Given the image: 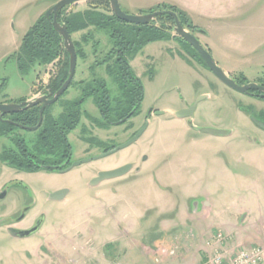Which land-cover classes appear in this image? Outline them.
I'll return each mask as SVG.
<instances>
[{"label":"rangeland","instance_id":"obj_1","mask_svg":"<svg viewBox=\"0 0 264 264\" xmlns=\"http://www.w3.org/2000/svg\"><path fill=\"white\" fill-rule=\"evenodd\" d=\"M57 1L0 0V102L29 96L38 73L44 76L46 68H50L36 63L21 69L19 50L28 30ZM180 1L199 3L119 0L129 14L161 10ZM208 3L203 7L210 11V0ZM74 8L83 11L87 2ZM213 17L210 12L206 15L198 10L189 15L199 30L207 32L198 35L202 45L212 48L217 64L238 82L264 85V0L248 1L237 18L228 20L235 23ZM90 30L92 38L100 41L98 50L104 56L110 49L108 35L94 27ZM84 32L73 34V38L80 39ZM92 43L87 44L88 53ZM254 47L255 54L243 55L253 52ZM178 48L182 46L176 40L155 41L133 59L135 71L146 84L142 108L168 110L152 119L151 127L137 142L101 164L105 168L134 162L135 168L141 167L140 173L134 168L128 175L97 187L68 177L75 191L64 202H50L41 198L46 196L43 191L56 184L53 176L46 172L30 174L0 161V190L9 181L6 192L13 187V196L10 194L0 203L4 223L14 214L16 205L21 207L32 199L22 182L30 186L39 205L27 212L19 225L30 226L41 213L47 216L42 228L27 238H14L5 226L0 227V264H163L158 250L175 248L174 244H179L175 233L185 228L187 235L194 234L195 244L203 245L191 247L189 252L185 245H179L177 253L190 254L189 264H203L202 258L212 251L210 244L206 248L207 236L213 239L221 232L226 238L225 246H248L229 243L221 228L213 232L210 227L228 226L236 241L258 236L259 212L264 209V130L248 119L246 109L264 119V98L230 88L212 71L213 86H200V75L179 55ZM89 59H93L92 55ZM146 62H152L151 71L155 70L151 79L143 76ZM203 92H208V97L197 104L191 123L232 130V134L195 133L187 120L174 116V109L195 101ZM85 107L94 114L98 112L91 99ZM126 127L95 129V133L104 140L121 143L132 131H126ZM78 130L70 136L76 150L80 149L75 139ZM144 155L148 160L142 159Z\"/></svg>","mask_w":264,"mask_h":264},{"label":"flooded vegetation","instance_id":"obj_2","mask_svg":"<svg viewBox=\"0 0 264 264\" xmlns=\"http://www.w3.org/2000/svg\"><path fill=\"white\" fill-rule=\"evenodd\" d=\"M170 25H174V23H171ZM200 33L202 32L198 30L197 32H194V35L198 36ZM206 49L213 55L210 48H206ZM177 50L179 52V55H181L184 59H186L189 66L192 69H196L197 73L200 75L201 80H199L197 83L200 86L206 85L207 88H210V86L212 87L213 82L210 81V74L212 75V72H210L211 70L207 65V63L203 59H200L199 56L196 54V52H194L192 49L178 48ZM91 55L93 57L92 60L89 59ZM104 56L102 55V52L100 53L99 50L95 51L93 48L91 53L90 52L88 53L86 59L79 58L77 55V66L72 82L69 84L68 88L58 98L57 101L46 106L43 112V118L41 124H39V122L41 117V108L44 105L43 102H40L37 105L31 107V108L36 107L39 112V118L37 121L30 119V121L34 122V124H22L21 122H18V119L19 120L23 119L26 120V122H30L27 119V113H26V111L30 108L27 109L24 108L21 109L20 111L6 113L3 115L0 112L1 120L11 123L13 126L17 127L16 129H14V131L0 136L1 139L0 141H2V145L0 146V161L4 163V165L10 167L13 166L9 163L7 159L3 158L4 154H6L8 151L10 152V150L12 149L15 148L18 149V145L20 143L22 144L21 140L25 141V143L32 149H34L35 147L39 148L41 143H43L42 130H43L44 122L48 117L52 119V123H53L51 126L52 131L50 130L52 136L50 138L51 143L49 144V148L45 152L35 151L36 156L34 158H36V160L38 161V164L40 166L39 169L32 172L23 171L30 174L36 172H46L50 176H53V180L54 182H56V184L52 189L43 191V193H45L46 196L41 199H46V201L48 200L50 202H64L75 191L74 187L68 183L69 182L68 180H70V178L72 179L74 178L80 181H85V184L89 187H97L100 184H102L104 181L118 178L116 177L113 179H107L101 181L97 185L92 184V181L99 176V173L101 171L116 169L128 163L134 164V162H126L121 165L109 166L105 168L101 167L102 161L104 159H109L111 157H114L123 150H127L126 148H129L131 146L130 145L124 149L115 151V149L119 145L129 141L146 125H148L146 131L149 130V128L152 125V119L154 117H158L166 114V113L157 114L158 111L168 110L167 108H159L156 106H149L147 108H142V104L146 94V84L145 81L142 79V77H140L135 71L132 65L133 59L129 61L130 69L129 70L127 69L125 71L121 70L120 76L115 78L113 75H111L109 69H111V67L118 66L119 63L116 61L102 60ZM66 58L67 56L65 55V53H61L54 61L46 65V66L50 65V68L48 67L46 68L47 72L44 74V76H41L38 73V81L36 82L35 86L33 87V91L29 96L21 97L20 99L10 98L0 103H21L26 100L34 101L37 99H41L44 96L46 97L47 100L53 99V97L56 95V93L59 91V89L63 86V84L67 81L69 77L70 60L68 61L69 67H68L67 78L64 79V81L58 87L61 80L60 77L62 75V70L67 65V61L65 60ZM124 63L125 62H122V64ZM151 65H153L152 62H146L145 66H143V70H144L143 76L146 79H151L154 77L155 70H153V72L151 71L152 69ZM136 79H139L142 83L139 96L143 92L142 101L138 106V108L135 110L131 109L125 114V116H123L119 120H111L110 123L103 124L104 122V119L102 117L103 114L101 112L98 103L96 102V97L99 96V97H103L104 100H111L115 108L117 107L115 104H117L118 101L131 102V100H133L134 98L133 88L135 82L137 81ZM240 84L243 85V83ZM206 93L208 92H203L202 93L203 95L201 96L199 95L200 97L197 98L195 101L191 103H186L184 106L174 110L178 111L182 109H189L200 98L201 100L207 98L208 95ZM245 94H250L255 97L264 98V96H262L260 92L254 90H251L249 93H245ZM89 99L93 100L94 104L98 109V112H96L95 114L90 112L85 107V103ZM76 115L79 117L78 122L72 129H70L69 125H66L65 122L69 118H74ZM246 115L248 119L255 126L259 128L260 126H258L253 121L252 116H255L257 119L264 122L263 118L254 115L253 113H250L248 109H246ZM134 119H136L137 122H135ZM184 119L187 120V123L189 124L192 131H194L195 133H203L197 128L203 126H198L191 123V117H185L183 118V120ZM86 120L89 121L90 124H88ZM61 121L63 122V125L59 124ZM125 125H127L126 131L127 130H132V131L130 136L121 143L117 142V140L116 141L104 140L98 137L95 133V129L110 130L112 128H117ZM25 127H31L33 129H26ZM76 128L80 129L76 132L75 135V139L78 142V145L80 146V149L78 150L75 149L70 137L72 132ZM57 130H60L61 132L57 133L56 132ZM115 133H117V131ZM57 138H59V140L63 138L66 139L67 143L70 146V150L68 152L61 151L58 149V145H59L58 143L59 142L61 143V141H58ZM255 143L260 144V141L256 140ZM144 156L142 158L143 160H144ZM86 160H90V161H86ZM146 160H148V158ZM97 162L98 164H96ZM134 168L135 165H133V168L125 175H128ZM135 170L137 173H140L141 167L136 166ZM68 177L70 178L66 179ZM11 182L12 181H9L2 186L0 190V194L6 191L5 187ZM21 186L29 193H31L30 196L32 199L30 202L27 201L21 207L16 205L15 206L16 211L14 212V214L9 215V219L7 220V223H4V221L2 220L4 217L0 218V227L5 226V229L9 235H11V233L9 232V228L28 230L35 226L38 219L42 215H45V220L47 218L46 214L41 213L34 219L33 223L30 226L22 227L19 225L26 218L27 212L37 208V206L39 205L37 199L38 197L34 196L33 194L34 192L30 188V186L24 182H22ZM12 189L13 187H10L8 189V191L6 192L7 193L6 197L3 198L0 201V203L7 200V198L11 194ZM60 190H67V194L62 200H56L50 198L51 193ZM23 213L24 216L21 218ZM14 238H27V237H14Z\"/></svg>","mask_w":264,"mask_h":264},{"label":"trees","instance_id":"obj_3","mask_svg":"<svg viewBox=\"0 0 264 264\" xmlns=\"http://www.w3.org/2000/svg\"><path fill=\"white\" fill-rule=\"evenodd\" d=\"M161 10H172L178 13L181 23L193 34L199 30V28L191 22L187 12L179 6H165ZM141 13H145V11H142ZM58 17L60 22L67 24L79 58H87L88 52L86 48L90 41L93 42L91 47L95 51H98L100 41L92 38L93 34L90 30L91 27H94L97 31H103L108 35L110 49L102 60L116 61L119 63L118 66L109 69L111 75L115 78L120 76L121 70H129V61L134 59L146 45L155 41L177 40L182 48L192 49L196 52L199 58L202 59L198 52L188 42L173 34L170 28V24L174 23V18L172 16H160L151 24L137 25L118 19L112 12L108 0H88L87 8L85 10L78 11L74 7L69 10L64 9L59 12ZM85 30L86 32L81 35L80 39L76 40L73 38V34ZM199 31L205 32L203 30ZM19 52L22 60V62H19L21 69L33 66L36 63L40 66H46L54 61L61 53H65L67 56L65 59L67 65L62 70V75L60 77L61 80L58 87L64 79L67 78L69 67L68 61L70 60V56L64 48L63 39L53 26V16L47 17L46 14L43 13L38 18L23 37ZM122 62L125 63L122 64ZM136 80L133 88L134 98L131 102L118 101V103L115 104L117 106L115 108L111 100H104L103 97L99 96L96 97V102L103 114V124L110 123L111 120H119L131 109L135 110L138 108L142 101L143 92L139 96L142 83L139 79ZM1 91L2 89H0V93ZM26 113L28 121H30V119L37 121L39 118V112L36 107L28 109ZM78 119L79 117L76 115L74 118H69L65 124L69 125L70 129H72L77 124ZM18 122H21L22 124H34V122H26V120L23 119H18ZM52 124V119L49 117L46 118L42 130L43 143H41L39 148L35 147L32 149L25 143V141L21 140L22 144L20 143L18 145V149L15 148L10 150V152L8 151L4 154L3 158L7 159L13 167L19 170L28 172L38 170L40 166L36 158H34L36 156L35 151L45 152L49 148V144L51 143L50 138L52 136V133L50 132V130L52 131ZM59 124L63 125V122L61 121ZM16 128L17 127L13 126L11 123L0 119V136L10 133ZM56 132L59 133L61 131L57 130ZM57 139L58 141H61V143H58L59 145L57 144L58 149L68 152L70 146L66 139Z\"/></svg>","mask_w":264,"mask_h":264},{"label":"water","instance_id":"obj_4","mask_svg":"<svg viewBox=\"0 0 264 264\" xmlns=\"http://www.w3.org/2000/svg\"><path fill=\"white\" fill-rule=\"evenodd\" d=\"M83 1L88 0H59L57 1L53 6H51L46 12L47 17L53 16V26L57 33L60 35V37L63 39L64 48L70 55V70H69V77L67 81L63 84V86L59 89V91L56 93V95L53 97V99L47 100L44 96L41 99L37 100H26L21 103H0V112L3 114L6 113H12L16 111H20L24 108H31L32 106L37 105L40 102H43L44 105L41 108V117L40 122H42L43 118V112L47 105H50L58 100V98L65 92V90L68 88L69 84L72 82V79L75 74L76 66H77V51L75 48L74 41L72 39V36L69 32L68 26L66 23H62L59 21V12L64 9H71L72 7H75V5H78L79 3ZM110 2V7L112 12L115 14V16L125 22L137 24V25H147L153 23L158 17L160 16H172L174 18V25H170V28L173 32V34L183 38L186 42H188L202 57V59L207 63L210 70L214 73V75L225 85L229 86L232 89H235L237 91L243 92V93H249L251 90L258 91L264 96V85H259L255 83H247V84H240L236 78L232 77L228 72H226L224 69H222L217 62L215 61L213 55L202 45L200 39L198 36L194 35L190 30L184 27V25L181 23L178 13L172 10H157L152 11L148 13H138V14H129L125 12L121 5L119 0H108ZM201 100V98L195 102L189 109H182L178 111H174L173 114L177 118H185V117H193L194 111L197 107L198 102ZM167 111H158L157 114H164ZM253 121L260 127L264 128V122L257 119L256 117H252ZM22 126V125H20ZM148 125L143 127L133 138H131L129 141H127L124 144L119 145L115 151H119L121 149H124L135 142H137L140 137L143 135V133L146 131ZM196 127V126H195ZM26 129H33L31 127H25ZM201 132L203 133H209L212 135L217 136H228L232 134V130L224 129V128H216V127H197ZM148 158L147 155L144 156V160ZM90 161V160H86ZM133 163L125 164L121 167H118L116 169L112 170H104L99 173V176L92 181L93 185L99 184L101 181L107 180V179H113L116 177H120L122 175H125L133 168ZM48 167V166H47ZM67 194V190H60L56 191L50 194L51 199L56 200H62ZM6 196V191L0 194V200L3 199ZM25 213V212H24ZM21 216V218L24 216ZM45 221V215H42L34 227L28 230L23 229H16V228H9V232L14 237H29L30 235L36 233L44 224Z\"/></svg>","mask_w":264,"mask_h":264},{"label":"crops","instance_id":"obj_5","mask_svg":"<svg viewBox=\"0 0 264 264\" xmlns=\"http://www.w3.org/2000/svg\"><path fill=\"white\" fill-rule=\"evenodd\" d=\"M248 1L250 2L252 0H210V11L206 9L207 6L203 7V5H208L209 4L208 0H199L198 1L199 3L195 2V4H193V3L191 4V3L186 2V1H180L176 5L179 6L181 9H183L184 11H186L188 15H190V13H192V14L196 13L197 10L200 11V13L206 14V15H208V13L210 12V17L214 16L217 19H226V21H225L226 23H235L236 21H228V20L230 18L232 19V17L233 18H237V15H239V12H240V8H242L243 6L247 5ZM226 9H228V10H226ZM232 11L235 12V13H232L233 15H231V13H230ZM200 34H202L204 36V35L207 34V32L206 33H200ZM199 38H200V36H199ZM210 49L212 51V48H210ZM256 51H257V48L254 47L253 48V52H243V55L255 54ZM212 53H213V51H212ZM195 213H198V211H195ZM259 213H260V220H259L260 221V229L258 230L259 234H258L257 237H255V239H251L249 241L248 240H244V239H243V241H241V240L236 241L234 239V236H233L232 232H231V229L228 226H226V225H217V226L214 225V226H212L210 228L212 229L213 232H214V230L216 228H221L224 231V234H226L229 237L228 238V240L230 241L229 243H232V241H233V243L234 242H237V243L242 242L243 244H241V245H244V243L246 245H248V246H245V245L244 246H240V245L234 246L233 245V246H230V247L226 246L230 250L231 249H238V248H249V247L255 246V247L261 248L263 250V252H264V209H261ZM246 217H247V214H246ZM245 220H247V218ZM185 229L187 230V228H185ZM185 229L184 230H180V231L179 230L176 231L175 239L177 240V242L179 244L178 245L174 244L175 247L179 248L180 246L182 247V246L185 245V248H186L187 252H189V249L191 247H194V246L198 247L199 245H203L202 243L195 244L193 242L194 234H193V236H192V234L187 235L188 234V230L186 231ZM209 239L212 240V238H210V236H207L205 238V241H206L207 244L209 242L207 240H209ZM188 242H191V243L189 244ZM189 245H191V246L189 247ZM165 248H167V247H165ZM206 248H209V244L207 245ZM158 251H159V253H161L160 255H162V257H160V258H161V261H162L163 264H166L167 262L171 263L172 261L175 264H189L190 263V259H189V255L190 254H187L186 252L179 253V255H178V253H177L178 250L176 251L175 254L163 253V252H161V249H159ZM177 255L180 256L179 259H178ZM206 260H207V256H204L202 258L201 262L204 264L206 262ZM118 263H121V262H118ZM263 263H264V260H263Z\"/></svg>","mask_w":264,"mask_h":264},{"label":"built area","instance_id":"obj_6","mask_svg":"<svg viewBox=\"0 0 264 264\" xmlns=\"http://www.w3.org/2000/svg\"><path fill=\"white\" fill-rule=\"evenodd\" d=\"M226 238L219 232L208 244L212 251L207 254L204 264H260L264 260V252L259 247L228 249L225 246ZM213 245H215L213 247ZM177 247L163 248V253L175 254ZM159 260V259H158Z\"/></svg>","mask_w":264,"mask_h":264}]
</instances>
